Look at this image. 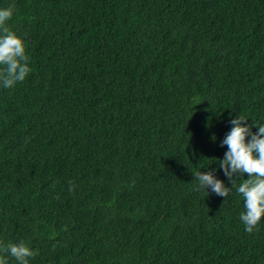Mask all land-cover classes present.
<instances>
[{
  "label": "trees",
  "instance_id": "obj_1",
  "mask_svg": "<svg viewBox=\"0 0 264 264\" xmlns=\"http://www.w3.org/2000/svg\"><path fill=\"white\" fill-rule=\"evenodd\" d=\"M10 5L32 71L0 87V259L264 264V216L247 233L236 187L193 175L231 188L230 120L264 125V0Z\"/></svg>",
  "mask_w": 264,
  "mask_h": 264
},
{
  "label": "clouds",
  "instance_id": "obj_2",
  "mask_svg": "<svg viewBox=\"0 0 264 264\" xmlns=\"http://www.w3.org/2000/svg\"><path fill=\"white\" fill-rule=\"evenodd\" d=\"M14 9V5L0 9V87L5 89L24 81L32 71L24 40L6 25L13 16ZM246 121L248 119L243 115L231 119L233 127L221 142L222 147L228 146V151L219 160V168L223 169L232 187H227L224 181L215 176L217 169L206 173L197 171L193 175L199 182V188L206 191L211 188L216 195L226 199L232 188L236 187V191L242 194L246 209L240 214V220L245 231L251 234L258 230L257 226L264 216V125L247 124ZM253 126L258 128V132H252ZM246 137L250 139L246 141ZM245 173L248 174V179H243ZM237 179L241 181L238 186ZM5 251L19 264H29L28 258H34L38 254L24 241L6 245ZM0 264H7V257L0 259Z\"/></svg>",
  "mask_w": 264,
  "mask_h": 264
}]
</instances>
